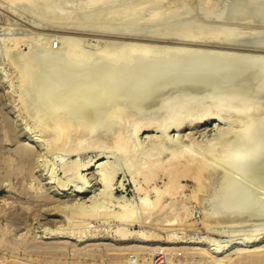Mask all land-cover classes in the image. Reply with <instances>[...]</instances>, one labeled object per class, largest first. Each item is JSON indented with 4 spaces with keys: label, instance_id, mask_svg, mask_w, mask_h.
Wrapping results in <instances>:
<instances>
[{
    "label": "rangeland",
    "instance_id": "rangeland-1",
    "mask_svg": "<svg viewBox=\"0 0 264 264\" xmlns=\"http://www.w3.org/2000/svg\"><path fill=\"white\" fill-rule=\"evenodd\" d=\"M12 1H13V3H12ZM21 1H24V2H21ZM39 1H40V3H39ZM125 1H126V4L124 3ZM125 1H118V2L114 3L113 6H115V10H116V8L122 10V8L123 9H127V8L133 9V8L137 7L138 9L143 8L147 11V9L150 10L153 7L155 8L156 5L158 4V3H156L157 1H155V0L154 1L149 0L150 3H148V0H129V2H131V3H129L127 0H125ZM173 1L176 2V4ZM173 1H171V0L161 1L162 3H164L163 4L164 6L162 9L165 10V15H164V11L162 9L161 10L158 9L157 12H156V8H155V10L151 9L150 11H147L149 13L148 17H150V15L151 16L154 15L153 17H155V18L157 17V19H158V17H159V19H161V18L163 19V24L161 23L162 21H160L161 25L160 24H158L157 26L155 25L156 27L153 25H149L150 27L152 26L151 30L156 28L154 30H157L158 32H161V33L164 32V30L169 31V29H170V31H171V29L173 30V29L177 28L180 25V22L183 21L184 18H185L184 20L192 18V19H197V20H201L204 22L206 21L207 23L206 22L205 23L207 26L204 29H206L207 32L208 31L209 32H211V31L212 32H220L222 30V27L226 26L224 24L228 25V21H236V22L239 21L240 23H243V24L250 22L249 23L250 25L248 24L247 26H251V24H252V26L254 28L252 26L249 27V29L247 26H245V27L243 26V28L240 27L242 29L241 31L243 33L240 32L241 34H240L239 38L243 41L245 38V40L248 41L247 38H249V36H250V37H252V38H249L250 42L256 43V40L258 39L257 43H260V42L263 43L262 41L264 40V25H261L260 22H258L257 20H252L254 18L253 17L254 15H252V13H248L251 15L250 16L247 14V11H246V9L248 10V8L251 6L250 3H252L254 0H208V1L206 0L207 3H205V0H192V1L191 0L190 1L189 0H184V1L183 0H173ZM260 1L264 2V0H260ZM35 2H37L38 4L36 5ZM43 2H45V4H42ZM51 2H53V1L52 0H45V1L44 0H38V1L34 0V3H33V0H19V2L17 3V0H11V1L10 0H0V247H1L0 248V258L2 256L8 257L10 254V251H13V249H15L20 254V256L22 258L21 260H24V258L26 257L27 260L32 259V258H38V259L42 258V260H44V261L45 260H48L50 262L51 261H58L59 263L62 262V264H140L139 262H134L135 257H133L134 256L133 254L135 253V256L140 259V257H142L143 254H146L142 251H145L149 254L150 258H152L151 263H150V264H152L153 261L160 260L161 258H159V257H162L163 260L167 261V258L165 257L164 254H159V252L161 251V250H158L159 248H171L172 246L178 247V246H185V245L188 246L189 245V244H173V243L171 244L170 242H168V240L171 239L170 234H172V233L175 234V236L178 233L177 237L179 239H182L183 237H184L183 239H185V238L187 239V235H188V237L194 236L193 237L194 240L195 239L196 240H206V237L209 236V238L211 240L209 242V246H210V244L212 245L214 243L215 244L218 243L220 245L223 243L225 244V242H226V244H227V241L229 240L228 237L230 236L231 243H229V244L231 245V244L235 243V241H236L237 243L234 244V246H236V247L230 248L226 253H224V255H227V254L233 255L234 254V256H235L236 254H238L241 256H244V255L246 256V255H248V253H251V252H253V253H260L261 252L262 254H264V205H260V204L257 205L256 200L253 198L252 200L248 201L245 204L247 206V209L241 212L242 215L235 217L233 222H230L231 223L230 225H232V226H230L229 223H226V222L223 223V221L221 222L222 223L221 224V223H219L220 220L218 222V220H216V218H215V220H216V221L214 220L215 224H217L218 226L214 225V223H213L214 227L212 226V228H211L210 225H212V222H214V221H212L211 223L208 222V220L210 218L208 219L205 216V214L207 212L206 213H203V212H205L206 209L209 210L208 212H211V213L215 212L214 208L212 207L211 204H212V201H214V199L216 198V195H214L213 193H210V192L209 193L206 192L205 195H207V197L208 196L210 197V199L207 198V201H205V205L207 202L208 208L206 207L207 205L204 206V202H202V201L200 204H199L198 200L193 201L194 199H190V195L194 189V181H191V180H184L182 182V184H184L183 187L180 189V192L175 196L176 206H180V207L185 206V207H188L191 211L189 213H185V214L181 215L180 218H181V220H183L184 225L178 226V228H179L178 230H175L172 228L174 232L171 229H168V228L162 226V224L164 222H166L167 219L170 220V219H174L177 217L173 213H167V214H158L157 213V214H154L150 218V220L152 221L151 223H144L143 214L141 212L142 209L140 206L141 197L139 195L135 194L134 189H135L136 183H138L140 186L144 187V184L142 182L143 180H142L141 174H140V169L142 167L147 168V163L146 164L140 163L139 166H136V165L132 164V158L124 157V155L121 156L118 152L112 153V151H113L112 143H113V139H114L113 137H115V136H113V134L116 135V132L118 133V131L116 129L117 128L119 129V126L122 127L121 125L123 124V126H124L126 123L127 125H125V126H126L127 130H129V132H133L134 131V127H133L134 125L131 124L132 122L128 123L125 121V123H123V121H120L117 124L115 122V125L117 127H116V129H114V133H113L112 129H110V130L105 129V125H104L102 127V130L105 129V131L101 130V132L96 136H95V134H97V130L99 132L101 129L100 126L102 125L101 124L102 120L105 119V121L106 120L110 121L112 119H106V118L103 119L102 118V120H99L98 124H97L98 121L96 123L92 122V124H91L92 126L90 125L91 128H88V127H90L88 125L91 122L87 123V128H88V131L90 130V133H92L94 131L93 129H95V128H97V129H95V133L93 132L94 134L93 133H92V135L90 134L91 137L89 135V132H87L88 133L87 135L89 136V138L87 136L88 140L85 138L86 134L83 135L84 137L80 138V141H83V142H81L82 143L81 149H83L82 151L79 149L80 148L79 147L80 146L79 138L75 137L76 138L75 139L73 137L72 141H73V143L75 141V145H74L75 149L77 148V146L79 148H77L74 153H71V155L66 153V152L63 153V151H60V150L58 151V149H53L48 145L46 137L44 136L45 134L42 131L43 130V126H42L43 120H41V118L38 117V115L36 113H34L33 106L31 107V105H30L31 103H29V101H27L29 98H31L30 100H32V98H33L32 101H35L34 100L36 98L35 96H38V95L35 92V88L33 89V93H31L32 91H31V89H29V91H30L29 93H31L30 95L33 94L32 97L31 96L29 97L28 96L29 94L27 95L28 89L25 90V87H24V89L22 87V86H24L23 85L24 82L19 77L20 74H19V71H17L18 70L17 66L19 64H21V62H23V65H22L23 67L20 66V68L21 67L24 68V63L28 62V65L27 64L26 65L28 66V70L30 72V69H29V65H30L29 63H31L30 60H32V63L34 61V63L35 64L37 63V65H35V68L34 67L31 68V72H32V70L37 69V73L35 75H37V77H38V73H39L38 70H40L39 65L40 66L42 65V63L41 64L39 63L40 61L41 62L43 61V64H44V62L46 64V63H48L49 58L52 59L53 57H55L56 53H59V55H60L61 51H62L63 52L62 54H65V52L69 51L66 48V41L69 40V39H67V37L68 36H77V35L80 36V35H82V34H79L77 30H76L77 33H75L74 30H71V28L73 29L76 26V24L78 26V22L76 20H78L77 18L82 19V14L80 13V15L78 17L79 13H75L76 15L74 14V16H72L73 18L71 20V17L70 18L65 17V16H62L61 14H58V12L52 11L49 8V5H47L48 7L46 6V8H45V6H43L46 4H51ZM119 2L120 3L122 2L121 5L119 4ZM136 2H138V3H136ZM145 2H147V3L145 4ZM171 2H173L175 5H177V2L178 3L181 2L180 4H182V2H184V4L186 3V6L190 7V9L188 10V8H185L188 10L187 13L179 15V17H178V15H175L176 10H174V9H178V8ZM212 2H214V3H212ZM55 3L57 4V0H54V3H52V4L55 5ZM139 3H141V4H139ZM143 4H145V5H143ZM205 4L206 5L208 4V6H206ZM41 5L43 6V9H45L44 11H43V9H41L42 7L41 8L39 7ZM132 5H133V7H132ZM118 6H119V8H118ZM236 6H239V7H241L242 10H244L243 15H241L244 17L237 18L235 20H230L228 13L231 10H233V8ZM168 7H170V8H168ZM171 7H173V8H171ZM48 8L50 9V12H48L49 10L47 11ZM113 9L114 8H111V11H112L111 13L109 12L110 10H107V12L106 11L102 12L103 18H98L99 14H101V12H100L101 10L100 11L97 9L92 10L91 13L90 12L88 13L87 19H85L83 21L81 20V22H84L81 24H84V26H86L88 29H90L92 31L94 30L92 33L95 32L94 33L95 36L93 37L94 41L87 43V46L89 45V48L92 46L100 45L101 42H102L101 46H107V42L108 43L114 42V41L115 42H117V41L123 42L126 39H128L127 37L124 36V34L122 36V33L119 32V31H121L120 29H122L119 27L120 26L124 27L125 25L123 26V25L118 24V21L116 20L117 15L115 13V10H114L115 14H113ZM168 9H169V11H168ZM172 9L175 11L174 17L172 16V14L174 13ZM191 9H192V12H191ZM210 9H213V10L210 11ZM160 12L162 13V15ZM169 12L171 13L170 16H168ZM193 12H195L196 14L195 13L193 14ZM198 14L200 17L198 16ZM89 15H92L93 17L92 16L89 17ZM183 15H184V17H183ZM59 16H60V18H59ZM95 16H97L96 17V23H95ZM112 16L115 18H113ZM166 16H167V18H166ZM187 16H188V18H186ZM189 16H190V18H189ZM74 17L76 19H74ZM109 17L111 19L113 18L112 21H111V19H109ZM168 17H170L171 21L167 20ZM176 17H177V19H176ZM65 18H66V20H68V18L71 20L72 26H70L69 24H68L69 25L68 27L64 26L63 24L61 25V23H62L61 20H64V22H65ZM88 18H89V22L91 20L90 23L88 22ZM58 19H59V21H61V22H59L60 25L57 24ZM98 19H100V21L101 20L102 21L100 22ZM214 19H216V21ZM53 20H55V23L53 22ZM72 21H75L76 23L73 24L74 22H72ZM106 21L108 22V24ZM114 21H116V23ZM220 21H221L222 25H221V23H219ZM113 22H114V24L112 25ZM169 22L170 23L174 22L173 24H175V25L171 24L172 27H170L171 25H169L170 24ZM210 22H211V25H210ZM254 22H256V23H254ZM257 22H258V24H257ZM86 24L90 25V26H87ZM92 24H93V26L95 25L94 29H91V28H93V27H91ZM115 24H116V26H115ZM208 25H209V27H208ZM77 26H76V28H77ZM132 26L128 25V26H125L124 28L131 27V28H129L131 30V29H133ZM141 26H143V27H141ZM141 26H140L141 28H138V30H144V29L147 30L148 29L145 27L146 26L145 24H142ZM149 26H147V27H149ZM256 26L258 27V29L256 28ZM259 26H260V28H259ZM62 27H63V30H62ZM69 27H70V31L65 29V28L69 29ZM107 27L108 28L111 27V28L108 29ZM59 28L61 29V31ZM87 28L84 29V31L85 30L90 31ZM95 28H97V29H95ZM99 28H101V30ZM106 28L108 30H110V32H111V30L115 31L114 34L112 31V35H111L109 31L107 32ZM246 29H248L250 31H248ZM197 30L200 31L202 29H200V30L197 29ZM246 31H247L248 36L246 35V33H244ZM99 32H100V36H99ZM118 32H119V34H117ZM249 32L251 33V35L249 34ZM97 33H98V35H97ZM106 33L109 35H107ZM63 34L66 37H63ZM51 35H52V37H51ZM246 36H247V38H246ZM101 37L104 38V40L99 39ZM105 38L107 40L110 39V41H106ZM162 39H165V38H162ZM19 40H20V42L18 43ZM63 40H64L65 44L62 42ZM14 41H15V44H14ZM21 41H23L22 44H21ZM104 41H106V42L104 43ZM166 43H168V42H166ZM46 44L48 45V47H45V46H47ZM58 44H59V47L60 46L62 47V45L64 44L63 48L65 47L64 50L65 49L66 50L65 51L61 50L59 52L58 50L61 47L59 48ZM168 44H172V42H169ZM51 46H53L52 50H50L51 48L48 50H45L46 52H45V54H43V56L49 55L47 57L48 59L46 58L47 60H45L44 58H42L44 60H40V58H39V61H38V58H37L38 62H36V60L32 59L35 56L38 57V55H40V54L42 55V53H44L43 49L49 48ZM57 47H58V50H56ZM41 49H42V53H41ZM37 50H40L39 51L40 54ZM49 50L52 54L53 53L54 54L53 55H51V53L49 54ZM53 50L54 51L56 50V52H52ZM34 52L35 53L37 52L36 53L37 55L34 54ZM253 53L261 54L263 52L262 51L261 52L255 51ZM32 54H34V55H32ZM30 55H32L33 57L31 58ZM41 55H40V57H41ZM17 57L19 58V60L21 62L18 61ZM59 57H61V56H57V58H59ZM26 58H28V59H26ZM16 59H17V61H16ZM262 62L263 61H260V65ZM32 63H31V66H32ZM139 63L141 64L140 61H139ZM139 63H138V65H139ZM262 65H264V63H262ZM27 66H25V68ZM35 71H33V73H35ZM263 71L260 72L262 77L260 76L259 73H257L258 76L255 74V76L257 78L253 74H251V76L247 80L249 82V85H250V83H252V81L254 82L253 86L254 87L256 86L255 90H256V93L258 94V96L256 93L254 94L252 92V89H253L252 87H251V91L249 90L250 88L247 89L245 87V89H246L245 90L243 87V89H244L243 92H245L247 90L250 91L246 94H244V93L241 94V92L235 93V91L233 92V90H234V88L232 89L233 85L228 87L229 82H227V83H225V82L230 81L231 84H236V83H238V81L232 82L235 78L230 77L229 78L230 80H229L228 79L229 76L225 77L228 80L227 79L225 80L224 77L219 76V77H221V79L223 78L222 79L223 81L225 80V82H222V83L228 84L227 86L221 87L224 84L220 83V88H219L218 87L219 84H214V85L216 86V88L218 87V89H220V90H222V88H223V90H224V88H226V89H228V91L230 93L232 92V94H230L228 92L230 94V96H229V98H226V101H227V99H230V97H232V95L236 94L235 96L239 95L238 97H240V94L242 96H244V95H248L249 93L251 96H253L252 97L253 99L255 98V99L259 100L258 98L261 95L259 93H261V91H262L263 93H262L261 98L264 97L263 96L264 90H260V89L257 90V88L259 87V82L257 83L258 86L255 82L260 80L258 78L259 76L261 78V81L263 80V77H264ZM33 73H32V75H33ZM35 75H33L32 77L36 78ZM183 75L181 74L180 76H176V77L179 78L180 80H182L183 79L182 77H184V84L185 85L183 84V81L177 80L176 77H173L172 80L175 79L174 80L175 82H172V80L166 81V83L163 82L165 84H163V83L157 84V82L156 83L153 82L154 87L153 86L152 87L155 89L156 92L154 91L153 88H151V86H150L151 83H150V85H148L149 83H146V84H142L143 86L140 85L141 86L140 88L143 87V89L145 88V86H147L146 89L140 91L139 90L140 88H137V90H139V91L133 92L134 94L129 93L128 96L131 98L133 96L132 100L140 102V104H142L141 102L145 98L146 99L148 98L147 100L143 101L147 104H143V105L149 106V103L151 104L152 102H155L154 100L157 101L159 97L161 98V96L167 95V98L162 97L166 101L167 99L170 100V98H171V100H172L173 98L180 96L181 93H182L181 96H183V94H184V96L187 95L186 90L190 91L191 89H194V91L196 90L198 92L199 89L196 87H199L201 89V91H202V89H205V90L210 89L211 93H213L215 91L217 92V89L213 90L214 86L212 85L213 84L212 81H216L217 79L220 80V78L218 76L212 77V79H211V76L209 77V80H211L210 86L213 87V88H211L209 85H207L205 83V76L208 77L206 75V73L200 74V73L194 72V73L190 74L189 76H188V74H185L184 76ZM192 75L194 77H191ZM195 75H197L199 77V79ZM32 77L30 74L31 79H32ZM253 77H255L256 79ZM64 78H68V77L64 75ZM199 80H201L203 82L200 83ZM206 80L208 81V78ZM31 81H33V79ZM31 81H30V83L32 84ZM36 81L38 82V78ZM179 81L182 83H177ZM192 81L196 82V84H193L194 82L192 83ZM247 81L245 82V85L248 83ZM186 82H187V85H188V83L189 84L192 83L193 86H196V87H193V86L191 87L190 85L186 86ZM262 82L264 83V81H262ZM79 83L76 82L75 84H79ZM88 83L89 82H87L86 84H88ZM99 83H100V80L97 79L92 84H95V85L100 87ZM175 83H177V84H175ZM203 83H205L204 86H206L207 88L203 87V85L202 86L200 85L201 87L197 86L198 84H203ZM242 83L243 82H239V85L244 84V83L243 84ZM263 83H260L262 87H263ZM34 84H35V81L31 86H34ZM70 84L71 83H69V85L67 84L68 88H67V85L65 87L64 86H62V87L64 88V90H68L69 88L72 90V88H74L75 84L74 83H73V85L72 84L70 85ZM155 85H156V87H157V85H159L160 88L162 87L161 92H159L160 88H158L159 90L156 89ZM31 86L29 88H31ZM97 86H95V87L93 86L98 91V92H96V93H98L96 95H102V93H104L103 96H101L102 99L100 96H96V99H98V97H99V99L97 100V103H98V105H99V102L101 103L100 108H103V107L105 108L104 104L106 105V101H108V97L109 98L111 97V98L109 99L110 102L109 101L107 102V105H108V103L109 104L110 103H113V104L117 103L116 101L119 100L118 90L117 91L115 89L113 90V89H111L110 86L107 87V85L101 84L102 89L105 86L106 88L104 87V89L108 91L109 96H106V94H107L106 91L104 89L102 91L101 87H100V89L96 88ZM183 86H184V88H183ZM236 86H237V84L235 85V87ZM180 87H182L183 89ZM187 87L189 90L187 89ZM247 87H249V86H247ZM26 88H28V87L26 86ZM148 88L152 91H150ZM163 88H164V90H163ZM171 88L174 90H171ZM176 88H177V90H176ZM185 88H186V90H185ZM95 89H92V93L90 92L88 94V92H87L86 103H84L85 98H86L85 94H84V95H82L83 99H81L82 97H80V98L77 97L75 102L77 100L79 102L78 103L76 102V105H72V106H68V107L69 108L73 107V109L76 108V110H77V109H80V107L83 108L87 104L92 105L91 100H93V97L95 96V94H94V92L96 91ZM229 89H232V90H229ZM263 89H264V87H263ZM109 90H110V92H109ZM146 90H148L149 92L147 91L146 95H145ZM169 90L171 92H168ZM184 90H185V93H183ZM205 90H203L204 93L206 92ZM238 90H240V89L237 88V91ZM89 91H91V89ZM100 91H102V93ZM114 91H116L118 93H116ZM177 91L179 92L178 93L179 95H177L175 93ZM111 92H112V94H111ZM167 92L169 93V96H168ZM216 92L214 94H216ZM142 93H144V94H142ZM148 93H149V95H148ZM170 93H172V94L170 95ZM204 93H203V95H204ZM211 93L209 94L210 95L209 97L212 99L211 101L214 102L215 100H217V98L219 99V101L217 100V103H215L216 101L214 103L212 102L214 105L217 104V108H220V106H223L225 103L228 104V102L224 103L225 100L223 99L228 93H226V95L223 94V98H222L223 103L220 100L221 97H218V96L216 97V95H219L220 93L218 94V92H217L214 99L212 98L213 96L211 95ZM131 94H132V96H131ZM135 94L136 95L138 94V96L141 95L142 97H144V96L145 97L142 100L141 96L136 97ZM160 94H161V96H160ZM173 94H174V97H173ZM221 94H220V96H221ZM88 95H91V96H88ZM115 95H117L118 99L116 98ZM205 95H207V93ZM255 95L258 98H256ZM105 96H106L107 100H106V98H104ZM119 96H121V95L119 94ZM235 96H233V97H235ZM58 97H60V96L58 95L57 98ZM149 97H151L152 99ZM89 98H90V101L88 100ZM134 98L135 99L137 98V99L134 100ZM162 98L158 101H162ZM203 98H205V97L203 96ZM235 98H237V97H235ZM241 98L243 100H245L244 98L247 99L246 96L241 97ZM80 99H81V101H80ZM94 99H95V97H94ZM103 99L105 102L103 101ZM205 99H208V98H205ZM148 100H150L151 102L150 101L148 102ZM164 100L161 102L162 104L165 103ZM174 100H176V99H173L172 101H174ZM248 100H250V98L247 99V102H248ZM38 101L39 100L37 99L36 102L40 104L41 100L39 102ZM87 101H89V102H87ZM172 101H171V103H172ZM71 102H72V104H74V101H71ZM90 102H91V104H90ZM218 102H220V103H218ZM263 102H264V100H263ZM82 103H84V104H82ZM94 103H95V105L97 104L96 100ZM158 103L156 102V103L151 104L152 109L154 106L158 105L157 107H159L162 105L161 103L160 104H158ZM244 103H246V102H244ZM77 104H79L80 107H77ZM259 104H261V102ZM263 104L264 103H262L260 105V107L263 106ZM143 105H141L142 109H141L140 116L145 115V111H148L147 107H146V109L144 108L145 109V111H144ZM230 105L231 104L229 103V106ZM101 106H103V107H101ZM229 106H227V107H229ZM212 107H214V106H212ZM150 108L151 107H149V111L152 110ZM223 108H225V106H223ZM231 108H234V107L232 106ZM241 108H245V106H242ZM155 109H157V108H155ZM70 110H72V109H70ZM154 111L156 112V110L153 109V111L149 112V114L152 115V113ZM155 112H154L152 117L157 119L156 117H158L160 115L159 114L160 112L159 111H158L159 113L158 112L155 113ZM146 114H148V113L146 112ZM148 115H146V117ZM151 115H149V117L147 119H149ZM154 115H156V116H154ZM221 115H224V114H221ZM221 115H219L218 117H216L217 115L216 116L213 115V117L215 119L213 117H211L207 121H204V123H201L202 126H200V127H195V128L192 127V128H188L184 131L174 130V131H171L167 134H169L170 138H173L177 142L181 141L184 143V145L186 144L185 147L192 150L193 152H195V153L198 152L201 154L203 153V155L205 154L204 156L208 155L207 157H210V159L211 160L213 159V161L215 160L214 161L215 163H217L216 162V160H217L220 163V164L219 163L218 164L221 168L222 167L225 168L224 170L227 171L228 173L233 172L231 174H234L236 176V178L239 177V180L248 184V186H250V188L253 190L254 193H256L254 190L257 189V190L262 192L261 194H263L264 187L261 184H259V182L264 180V165L263 166L261 165L262 163H264V150L262 152H260L259 154H257L258 155L256 157L257 163L249 162L247 160V161H241L240 163L239 162L234 163V165H233V162H231V159H229V157L227 156L226 151L234 153L235 150H237L238 148L240 149L242 147V145H239V143H241V141H239V140L235 139V137H233V135H237L236 133H238V130H240L242 127H240L239 125L237 126V124H240L239 123L240 121H239V118H237L236 116H234V117L228 116V117L232 118V120L230 118H229L230 120H227L228 117L226 118L225 117L226 115H224V117L226 119V120H224L223 119L224 117ZM143 117H145V116H143ZM160 117L161 116H159V118ZM203 117H204V115H203ZM153 118H150V119H153ZM161 119H162V117H161ZM224 121H226V122H224ZM121 122H122V124H119ZM232 125L235 127H233ZM256 125H257V123L255 124V126ZM114 126H111V127L113 128ZM129 127H130V129H128ZM109 128H110V126H109ZM150 128H149L150 130L143 129L142 131H140L138 133L139 136L138 135L136 136L137 144H139V146L137 147L139 149V153L143 152L144 149L149 148L151 146V144H153L155 142V140L157 139V137H156V139L154 138L155 136H162L163 135V134L161 135L162 132L160 130H158L156 128L153 130L154 126H150ZM222 129H224V130L227 129V130L231 131L230 132L231 134L229 133L230 134L229 137L220 138V131H222ZM106 131H109L107 134L108 136L106 135V133H104ZM232 131L234 132V134L232 133ZM254 134L258 136V134H256V133H254ZM254 134L252 135V141H253V138L256 137V136L253 137ZM104 135L106 136V138ZM103 136H104V138H103ZM149 136H150V139H149ZM152 136H153V139L151 138ZM193 137H194V139H193ZM137 138H138V140H137ZM258 138H257V142H256V140H254V144L256 146H262L263 143H262L261 137L259 136ZM262 139L264 142V137ZM45 140H46V142H45ZM77 140H78V144H77ZM109 140H111V141H109ZM103 141H104V143H103ZM109 142L111 145H108ZM93 143H95V144L93 145ZM101 143H102V145H101ZM99 144H100V146H99ZM105 144L107 145V147ZM21 146L22 147H28V148L32 149V158H31L30 162L29 161H22V159L20 158V154H19L18 150ZM101 146L103 147L102 150H103L104 154L101 153V150H99V147L101 149ZM211 146H215V148L218 150H216V149L210 150L209 147H211ZM84 147L86 150L84 149ZM95 147L98 148V149L96 148L97 151L94 150ZM108 147L110 150L108 149ZM235 147L237 149H235L233 151V148H235ZM105 149L106 150L108 149V150L105 151ZM17 151H18V153H16ZM169 151H170L169 149L164 150V152L165 153L168 152V154L165 156V153L163 152V154H161L162 160L167 159V157L170 155ZM245 151L248 152V150H246V149H245ZM77 152H78V154H77ZM132 152H133V150H132ZM100 153H101V155H100ZM127 154H130V153H127ZM98 155H99V157H98ZM163 157H165V158H163ZM140 158H142V160H143L144 156H141ZM77 159H79L78 162H80L81 164H85V163L87 164L86 169L79 170V171L74 170V172L73 171L72 172H66V174H65L63 166H65V164L66 165L71 164L74 161H77ZM223 160H226V161H223ZM110 166H111V168H113V170H111ZM103 170H104V172L107 170L106 173L109 172L108 170H111L117 174V177L113 183H109V182L107 183L106 181L105 182L103 181V175L101 176V174H99ZM252 173H256V175L258 176L257 181H254L251 177H250V179H248V177ZM78 177H79L80 181H78ZM134 177H136L135 178L136 183H134ZM52 178H54V179H52ZM100 178H102V179H100ZM83 180H84V183H82V184H84V185L81 184V182H83ZM101 180H102V182H100ZM50 182H53V184ZM166 182H167L166 178L163 177V179L160 178L157 181V183L154 185L155 186L157 185V187L159 186V188L164 189ZM122 183L126 184V187H127L126 190L122 189L123 188L121 186ZM231 183H232V187H233L234 183L231 182L230 180L227 181V184H226L227 186H226V190H225L224 194L231 193V191H228V188L230 187ZM61 184L64 186H62ZM110 184H111L113 189H110ZM79 186L80 187L85 186L87 188V191L83 194H80V196L78 197V196H76V193H74L75 192L74 189L78 188ZM235 187H236V185H235ZM229 189H232V188L230 187ZM233 189L236 190V188H234V187H233ZM237 189H239V188H237ZM110 190H113V191L115 190L112 194L111 199H106V200L101 199L100 195L103 196L104 193L110 194L111 193ZM44 195H46L47 197ZM123 195L125 196V198L128 202L127 206H125V207L126 208L135 207V209L138 210V219L141 223L138 221H136V223L138 222L137 224L132 223V222L130 223V221H124V222H126L124 224L123 220H120L119 217L113 218V217L108 216V215H111L113 212H120L122 210L124 205L121 201H119V199ZM151 196H152L151 198L154 199L155 193H152ZM49 197H50V199H48ZM212 198H213V200L211 201ZM40 199H42V200H40ZM37 200L38 201L40 200L41 202L38 203ZM96 201H97V203H96ZM170 201L171 200H168L167 202H165V204H169ZM76 204H78L80 207H82L83 209H86V210H87V208L89 210L91 207H92L90 209L91 211H93V209L94 210L98 209L100 212H102L104 214L98 215L96 217L93 216L90 218L88 216L74 215L72 213L71 208L73 207V209H74L76 207ZM198 204H199V206H198ZM57 207H59V208H57ZM66 208H67V210H69V208H70L71 213H70V210L68 212L66 210ZM61 210H63V211H61ZM57 211H59V212H57ZM213 215H215V213ZM136 218H137V216H136ZM68 219H69V221H68ZM203 220H204V222H203ZM216 222H218V223H216ZM207 223L209 224L208 228H206L204 226ZM147 224H148V226H145ZM226 224H227V227L229 225L232 229L230 227L226 228ZM61 228H63V229H61ZM124 228H126L125 229L126 231L135 232V233H138L140 231L143 232V230L149 231L150 233L154 232V234H156V236L153 237L154 240L150 241V242H143V241H141L140 237L135 236V235H133L134 238L130 239V240H119L120 236H119L118 232L120 229H124ZM211 229H213V230L211 231ZM227 230H229V232ZM232 230H234L233 232H235V233H233ZM47 231L52 232V233L54 232V233H56V235H54L52 238L42 237L46 234L45 232H47ZM223 232H226V234L225 233L223 234ZM190 238H188V240L193 239V238H191V239ZM249 239H251V240H249ZM239 241L241 243L243 242V245H241L240 243L238 244ZM39 244L40 245L45 244L46 246H60L61 245V247H63V248H61L60 251H58L59 249H53V250H44V251H40V252H39V250H37L38 251L37 252L35 250V247L39 246ZM195 245L197 246L198 244H195ZM198 246H200V245H198ZM214 246L215 245H212L211 248ZM14 247H16V248H14ZM207 247H208V245H207ZM11 248H13V249H11ZM184 248H186V247H183L180 250V252H183V254L180 256V258L182 260H180L178 262L173 261L174 263L169 262V261L168 262L170 264H176V263L213 264L214 263V259H212V260L210 259L209 261H207V260L205 261L202 259L203 254H201V253L199 254L196 252L193 256V259L190 262H185V259H186L185 256L187 257V252L191 251L192 249H189V248L184 249ZM32 250H33V252H32ZM192 251H194V250H192ZM137 252H141V253L138 254ZM137 254H138V256H137ZM152 254H153V256H152ZM132 259H133V261H132ZM125 261H127V262H125ZM12 262H13V260L11 258H9L4 263L0 262V264H12ZM236 264H251V263L245 261L243 263L239 262Z\"/></svg>",
    "mask_w": 264,
    "mask_h": 264
},
{
    "label": "bare ground",
    "instance_id": "bare-ground-1",
    "mask_svg": "<svg viewBox=\"0 0 264 264\" xmlns=\"http://www.w3.org/2000/svg\"><path fill=\"white\" fill-rule=\"evenodd\" d=\"M52 1L53 2H51V4H46L43 6H45V8H46V6L49 5V8L52 11L58 12V14H61L62 16H65V17H69V18L71 17V20L73 18L72 16H74L75 13H79L78 17L80 15V13L82 14V19L77 18L75 16L78 19V20H76L78 22V26L76 24L77 28H76V26L73 29L71 28V30H74L75 33H77L76 32V30H77L78 33L82 34V35H80V36L79 35L68 36L67 37V39H69V40L66 41V48L69 51L65 52V54H62L63 52L61 51V50H63V51L66 50V49L64 50L65 47L63 48V46L65 44L64 40H63L62 42L64 44L62 45V47L60 46L61 47L60 48L59 44H58V47L60 49L58 50V47L56 49L59 52L61 51L60 55H59V53H56L55 57H53L52 59L49 58L48 63H46V64H45V62L43 64V61L42 62L40 61L39 63L40 64L42 63V65L41 66L39 65L40 68L38 67L40 69V70H38L39 71L38 77H37V75H35L37 73V69H34L31 72V68L32 67L35 68V65H37V63L35 64L34 61L32 63V60H30L32 63V66H31V63H29L30 64L29 65L30 72H29L28 66H27L28 62L27 63L25 62L24 68H22L23 62H21L19 60V58H18L19 56L17 58H18V61L21 62V64H19L18 66L16 65L18 68L17 71H19V74H20L19 77L24 82L23 83L24 86H22V87H23V89L25 87V90L28 89L27 95L29 94L28 96L32 97L33 94L32 95H30V94L33 93L34 88H35V92L38 95V96L34 95L36 97L34 99L35 101H32L33 98H32V100H30L31 98H29L28 100L26 99V100L29 101V103H31L30 104L31 107L33 106L34 113H36L38 115V117H40L41 120H43L42 121L43 122L42 123V126H43L42 131L45 134V135L44 134L43 135L46 137L47 143L51 148L58 149V151L60 150V151H63V153L66 152L70 155H71V153H74L76 151V149L79 147H80L79 149L82 151L83 149H81V146H82L81 142H83V141H80V138L84 137L83 135L86 134L85 138L88 140L89 136L87 135L88 134L87 132H89V135L90 134L92 135L93 132L95 133V129H97V128L93 129L94 131L92 133H90V130L88 131V128H91L92 122L96 123L98 121L97 122V124H98L99 120H102V118L103 119L104 118L112 119V120H110V121L109 120L105 121V119L102 120V123L100 122L102 124L100 126L101 129L99 132L97 130V134H95V136L101 132L102 127L104 125H105V129H107V130L112 129L113 133H114V129H116V127H117L115 125V122H116V124L120 121H123V123H125V121L128 123L132 122L131 124L134 125V126L132 125L134 127V131L132 130L133 132H129V130H127V128L125 126L127 124L125 123V125L123 126L122 122L119 123V124H122L121 125L122 127L119 126V129L118 128L116 129L118 131V133L116 132V135H114L111 132L113 134V136H115V137H113L114 139H113V143H112L113 151L112 150L111 151H112V153L118 152L121 156L124 155V157L132 158V164H134L136 166H139L140 163L141 164L147 163V168L142 167L140 169V174H141V178L143 180L142 182L144 184V187H142L138 183H136V179H135L136 177H134V183H136L134 191H135V194H137L141 197L140 206L142 209L141 212L143 214L144 223H151L152 221L150 220V218L154 214H157V213L158 214L173 213L177 217L174 219H170V220L167 219L166 222H164L162 224L163 227L171 229L172 231H173V229L178 230L179 229L178 226L184 225L183 220H181V218H180L181 215L191 212L188 207H185V206L180 207V206H176V204H175V202H176L175 196L180 192V189L183 187L184 184H182V182L184 180L194 181V189L190 195V199H194L193 201L198 200L199 204L202 201V202H204V206L207 205V202L205 205V201H207V198L210 199V197L209 196L207 197V195H205L206 192H208V193L210 192V193H213L214 195H216V198L214 199V201H212L214 197L211 199V201H212L211 205L214 208L215 212H213V211H212L213 213L208 212L209 211L208 209H206V211L203 212V213L207 212L205 214V216L208 219L210 218L209 220L207 219L208 222H210V223L212 221H214L216 218V220H218V222L220 220L219 223H221L223 221V223L226 222V223H229V225H230L231 224L230 222H233L235 217L242 215L241 212L247 209V206L245 204L248 201L252 200L253 198L256 200L257 205H259V204L264 205V192H263V194H261L262 192L256 189L254 191L257 194L254 193L253 190L250 188V186H248V184L239 180V177L236 178V176L234 174H231L233 172L230 171L231 173H228L227 171L224 170L225 168H223V167L221 168L219 166L220 163L217 160H216L217 163H215L214 162L215 160L213 161V159L211 160L210 157H207L208 155L204 156L205 154L203 155V153L201 154L198 152H196V153L193 152L192 150L185 147L186 144L184 145V143L181 141L177 142L173 138H170L169 134H167V133L174 131V130L184 131L188 128L200 127V126H202L201 123H204V121H207L208 119L213 117V115H215V116L217 115L216 117H218L219 115L224 114V115H226L225 116L226 118L228 116H231V117L236 116L237 118H239V121H240L239 122L240 124H237V123L236 124H237V126L239 125L242 128L240 130L237 129L238 133H236L237 135H233V137H235V139L241 141V143H239V145H242V147L240 149L239 148L237 149L235 147V148H233V151L235 149H237V150H235L234 153L226 151L227 152L226 154L229 157V159H231V162H233V165H234V163H237V162L240 163L241 161H247V160L249 162L257 163L256 162V157L258 156L257 154H259L260 152H262L264 150V142L262 139L264 137V104H263V106L260 107V105L262 103H264L263 102L264 97H262L263 99L261 98L262 93H263L261 91V93H259L261 95L258 98L257 97L258 94L256 93V90H255L256 86L255 87L253 86L254 85L253 84L254 82L252 81L253 79L251 80L252 83H250L251 86L249 85V82L247 80L249 79L251 74H253L254 76L256 74L258 76L257 73L260 74V72H262L264 70V65H262V63H264V54H263L264 53V40L262 41L263 43H261V42L257 43L258 39L256 40V43L250 42L249 38H252V37L249 36V38H247V36H248L247 31L244 33H246V35H247L246 38L248 39V41H246L245 38H244V41L239 38L240 34H241L240 32H242L241 31L242 29L240 27L243 28V26L244 27L247 26L250 23L249 21H248L249 23L244 22L245 24L240 23L239 21L238 22L228 21V25L224 24L226 26L222 27V30L221 31L219 30L220 32H212V31L207 32V30L204 29L207 26L206 21H205L206 22L205 23L204 21L197 20V19L191 18V19L184 20L185 19L184 18L183 21L180 22V25L178 24L179 26L178 27L176 26L177 28L173 29L174 31L172 29L170 31V29L167 27L169 29V31L164 30V32L161 33V32H158L157 30H154L156 28L151 30L152 26L150 27L149 25H153V26H155V25L157 26L158 24L161 25V23L163 24V19L162 18L159 19V17L157 19V17L156 18L153 17L154 15L153 16L150 15V17H148L149 13L147 11H150L151 9L155 10V8H156V12L158 11V9L161 10L164 6L163 5L164 3H162L161 1H164V0H155V1H157L156 3H158L156 5V7L155 8L150 7L151 9L150 10L147 9V11L143 8L138 9L137 7L133 8V9L132 8L131 9H129V8L123 9L121 6L120 7L122 8V10L117 9V8L115 10V6H113V4L118 2V1H125V0H57V4L55 3V5L52 4V3H54V0H52ZM127 1L129 2V0H127ZM171 1H173V0H171ZM18 2H19V0H17V3ZM21 2H24V1H21ZM173 2H171V3H173ZM12 3H13V1H12ZM33 3H34V0H33ZM35 3H36V5L38 4L37 2H35ZM39 3H40V1H39ZM121 3L119 2L120 5H121ZM124 3L126 4V1ZM129 3H131V2H129ZM136 3H138V2H136ZM146 3L147 2H145V4ZM148 3H150L149 0H148ZM174 3L176 4V2H174ZM180 3L181 2H179V3L177 2V5L174 4L178 9H174V10H176V14H175V11L172 9L174 12V13L172 12L173 17H174V14L178 15V17H179V15L187 13V11L190 9V7L186 6V3L185 4H184V2H182V4H180ZM205 3H207L206 0H205ZM212 3H214V2H212ZM42 4H45V2H43ZM139 4H141V3H139ZM145 4H143V5H145ZM208 4L207 5L205 4V5L208 6ZM250 5L251 6L248 8V10L246 9L247 14L252 13V15H254L253 16L254 18L252 20H257L258 22H260L261 25H264V2H262L260 0H254L252 3H250ZM43 6L41 5L39 7L40 8L42 7L41 9H43ZM132 7H133V5H132ZM173 7H171V8H173ZM49 8L47 9V11L49 10L48 12H50ZM111 8H114L113 14L116 13V15H117L116 20L118 21L119 25H123V26L124 25L125 26H128V25L132 26L133 25L132 26L133 29H131V30L129 29L131 27L124 28L125 26L119 27V28H122V29H120L121 31H119L117 29L120 33H122V36L124 34V36L128 38V39H126L127 41L125 40L123 42H121V41L120 42L114 41V42H109V43L107 42V46H101V44H102V42H101L100 45L92 46L89 48V45L87 46V43L94 41L93 37L95 36L94 35L95 32L92 33L94 30L92 31V30L88 29L86 26H84V24H81V23H84V22H81V20L83 21V20L87 19L88 13L89 12L91 13L92 10H96V9L99 11L101 10L100 11L101 14H99L98 18H103L102 12H104V11L107 12V10H110L109 12L111 13L112 12ZM118 8H119V6H118ZM168 8H170V7H168ZM185 8H188V10ZM44 10L45 9H43V11ZM114 10H115V13H114ZM212 10L213 9H210V11H212ZM163 11H164V15H165V10H163ZM168 11H169V9H168ZM191 12H192V9H191ZM243 12H244V10H242L241 7L236 6L233 8V10H231L228 13V15L230 17V20H235L237 18L244 17V16H241V15H243ZM194 13L195 12H193V14ZM170 14L171 13L169 12L168 16H170ZM161 15H162V13H161ZM248 15H250V14H248ZM60 16H59V18H60ZM90 16H92V15H89V17ZM198 16H199V14H198ZM75 17H74V19H76ZM96 17L97 16H95V23H96ZM183 17H184V15H183ZM69 18H68V20H66V18H65V22H64V20H61L62 21L61 25L63 24L66 27H68L69 25L72 26L71 20ZM113 18H115V17H113ZM166 18H167V16H166ZM186 18H188V16ZM189 18H190V16H189ZM109 19H111V18L109 17ZM112 19H111V21H112ZM176 19H177V17H176ZM98 20L100 21V19H98ZM167 20H170V17H168ZM214 20L216 21V19H214ZM61 21H59V19H58L57 24L60 25L59 22H61ZM160 21H162V22L160 23ZM53 22L55 23V20H53ZM72 22H74L73 24L76 23L75 21H72ZM88 22H89V18H88ZM90 22H91V20H90ZM114 22L116 23V21H114ZM114 22L112 23V25L114 24ZM258 22H257V24H258ZM173 23L171 22L169 25H171ZM219 23H221V21ZM254 23H256V22H254ZM107 24H108V22H107ZM142 24H145L146 25L145 27L148 29L147 30H145V29L144 30H138V28L143 27V26H141ZM173 25H175V24H173ZM210 25H211V22H210ZM221 25H222V23H221ZM87 26H90V25H87ZM115 26H116V24H115ZM147 26H149V27H147ZM251 26H252V24H251ZM251 26H247L248 29ZM91 27H93L91 29H94L95 25L93 26V24H92ZM170 27H172V25ZM208 27H209V25H208ZM86 28L88 30H90L91 32L86 31V30L84 31V29H86ZM110 28H108V29H110ZM256 28L258 29L257 26H256ZM259 28H260V26H259ZM65 29L70 31V27H69V29H67V28H65ZM95 29H97V28H95ZM99 29L101 30V28H99ZM108 29H107V32L108 31L110 32V30H108ZM197 29H199V30L202 29V30L198 31ZM248 29H246V30H248ZM62 30H63V27H62ZM60 31H61V29H60ZM112 31L113 30H111V32H110L111 35H112ZM248 31H250V30H248ZM100 32H99V36H100ZM114 32L115 31H113V34H114ZM119 32L117 34H119ZM249 34L251 35L250 32H249ZM97 35H98V33H97ZM107 35H109V34H107ZM51 37H52V35H51ZM63 37H66V36L63 34ZM162 38H165V39H162ZM99 39L104 40V38H102V37ZM20 40L18 41V43L20 42ZM106 41H110V39L109 40L106 39ZM106 41H104V43ZM22 42L23 41H21V44H22ZM166 42H168V43L172 42V44H168ZM14 44H15V41H14ZM53 46L46 48V49H43L44 53H42V49H41L42 55L39 52L40 50H37L39 52V54L41 55V57H40V55H38V57L35 56L34 58H32L33 57L32 55L36 54L37 52L36 53L34 52V54L30 55V57L32 59L36 60V62L39 61V58H40V60H44V59L47 60L48 59L47 57L49 55L43 56V54H45V52H46L45 50H48L50 48H51L50 50H52ZM45 47H48V45ZM50 50H49V54L51 53ZM56 50L55 51L53 50L52 52H56ZM255 51H259V52L262 51L263 53H261V54L253 53ZM53 54L51 53V55H53ZM57 56H61L62 58L61 57L57 58ZM37 58H38V61H37ZM42 58H44V59H42ZM26 59H28V58H26ZM16 61H17V59H16ZM135 61L136 62L138 61V62L136 63ZM139 61L141 62V64L139 63ZM260 61H263L261 63V65H260ZM138 63H139V65H138ZM20 66H22V67L20 68ZM25 66H27V67L25 68ZM33 71H35V73H33ZM194 72H197L200 74L206 73V75L208 77L205 76V83L209 86L211 84L210 83L211 80H209L210 76H211V79H212V77L221 76V77H224L225 80L227 79L225 77L229 76L228 79L230 77L235 78L232 82L238 81V83H236L237 86L235 87L236 84H231L230 81L225 82V80L223 81L222 80L223 78L221 79V77H219L220 80L215 79L216 81H212L213 82L212 85L214 86V88L212 86H210V87L213 88V90L217 89L218 94L222 91L221 92L222 94L220 93L221 94V96H220V94L216 95L217 94L216 91H215L216 94H214L215 92L211 93L210 89L209 90L208 89H206V90L202 89V91H201V89L199 87L193 86V84H196V82H194V81H192V83L194 82L193 84L190 82L191 84L188 83V85L186 82V86L190 85L191 87L192 86L196 87L199 89V91L197 92L196 90L194 91V89L190 88L191 89L190 90L191 92H190V91H187L185 88L187 95L184 96V94H183V96H181V94H182L181 93L180 94L181 97L177 96V95H179L178 94L179 92L177 91V92H175L177 95L175 93L174 94L178 98L177 97L173 98L174 94H173V97L172 96L171 97L173 99H176V100L172 101L173 99L171 100V98H170L172 103L168 99L166 101L163 99L164 97L167 98V95L161 96V94H160L161 98L163 97L162 101L164 100L165 103L162 104L161 103L162 101H158L161 99L159 97L160 99L158 98L157 101L154 100L155 102H152L151 104L156 103V102L157 103L159 102L158 104H160V103L162 104L159 107H157L158 105L153 107V109L156 110V112H158V111L160 112V113L159 112L158 113L160 114L159 116H161L162 119H161V117L159 118V116L156 117L157 119L152 117L155 111L152 113V115L149 114V112L153 111L151 104L149 103V106L143 105V104H147L143 101L147 100L148 98L147 99L145 98L143 100V98L145 96L142 97L140 95L142 100H143L141 102L142 104H140V102L132 100V98H133L132 94H131L132 98L128 96L129 93H133V92L139 91V90L142 91V90L146 89L147 86H145L144 89H143V87L140 88L141 87L140 85H142V84L149 83L148 85H150V83H151L150 86H151V88H153L154 87L153 82H155V83L157 82V84L163 83V82L166 83V81L172 80L173 77L180 76L181 74L182 75L188 74V76H189L190 74H192ZM29 73L31 74V77L33 75L36 76V78L32 77L33 81H31L32 79L30 78ZM32 73H33V75H32ZM263 73H264V71H263ZM64 75L67 76L68 78H64ZM195 76H197V75H195ZM260 76L262 77L261 74H260ZM260 76L258 77L260 80L258 79L259 81H256L255 83L257 84L259 82V87L257 88V90L258 89L264 90L263 89L264 83L262 82V81H264V77H263V80L261 81ZM191 77H194V76L192 75ZM255 77H253V78H255ZM37 78H38V82L36 81ZM182 78L183 79L180 80L179 78L176 77L177 80L183 81V84H184V77H182ZM207 78H208V81L206 80ZM97 79L100 80V83H99L100 87L102 84V85H107V87L110 86L111 89H113V90L114 89L116 91L118 90L119 93L114 91V92L118 93V97H119V100L116 101L117 102L116 104H113V103L109 104L108 103V105H107V102L111 98V97L110 98L108 97V101H106V105L104 104L105 108L103 106H101L103 108H100L101 103L98 101L99 102V105H98L97 100L99 99V97H98V99H96V96H100V97L103 96L104 93H102V91H103L105 86L103 87V89L101 87L102 91H100V92L102 93V95H96V94H98V93H96L98 91L94 87L97 85L92 84V83ZM198 79H199V77H198ZM174 80H172V82H175ZM201 80H199L200 83L203 82ZM30 81L32 82V84L35 81L34 86H31L32 84L30 83ZM180 81L177 83H182ZM246 81L248 82L247 83L248 85L247 84L246 85L249 87H247L245 85ZM76 82L77 83L80 82V83L75 84ZM87 82H89V83L86 84ZM222 82H225V83L229 82L228 83L229 85L222 83ZM239 82H243L244 84L242 83L243 85H239ZM69 83H71L72 85L74 83L75 84L74 88H72V90L70 88H69L70 90L69 89L64 90V88L62 86L65 87L67 84L69 85ZM165 83H163V84H165ZM177 83H175V84H177ZM205 83L198 84L197 86L203 85V87H206V86H204ZM220 83L224 84L221 87L227 86V85L229 87V86L233 85V87H232V89L234 88L233 92L234 91H235V93L241 92V94L242 93L246 94V93L250 92L251 87H252L253 88L252 92L254 94L255 93L257 94V96L256 95L255 96L259 100L255 99V98L253 99L252 98L253 96H251L249 93L248 95L243 94L244 96L247 97V99L250 98V100H248V102H247L246 98H244L245 100H243L241 98V97H244L241 94H240V97H238L239 95L235 96L236 94L232 95V97H230V99H227V101H226V98H229V96H230V94H232V92L230 93L228 91V89H226V88H224V90L226 89L225 90L226 92L223 90V88H222V90L218 89V87L220 88ZM260 83H263V87L261 86ZM214 84H219V86L217 85L218 87L216 88V86ZM29 85L31 86V88H29L30 87ZM68 85H67V88H68ZM26 86L28 88H26ZM257 86H258V84H257ZM100 87L97 86L96 88L100 89ZM155 87H156V85H155ZM243 87H244V89H245V87L247 89L250 88L249 89L250 91L247 90V91L243 92V90H244ZM137 88H140V89L137 90ZM158 88H160L159 85H157L156 89H158ZM180 88H182V87H180ZM183 88H184V86H183ZM237 88H239L240 90L237 91ZM29 89H31V91H32L31 93H29L30 92ZM90 89H91V91H89ZM92 89L96 90L94 92L95 99L93 97V100H91L92 105H88V104L86 105L85 104L86 106L81 108L80 105L77 104V107H80V109H77V110H76V108L73 109V107H71V108L68 107V106L76 105V102L77 103L79 102L78 100L75 102L77 97L80 98L84 94L86 97L84 103H86V100H87L86 94H87V92H88V94L90 92L92 93ZM161 89H162V87L160 88L159 92H161ZM187 89H188V87H187ZM232 89H229V90H232ZM163 90H164V88H163ZM171 90H174V89L171 88ZM176 90H177V88H176ZM185 90H184V92L183 91L182 92L185 93ZM203 90H205L206 92L204 93ZM105 91L107 93V94L105 93L106 96H109L108 91L107 90H105ZM147 91L148 90L145 91V95H146ZM150 91H152V90H150ZM154 91H155V89H154ZM109 92H110V90H109ZM168 92H171V91L169 90ZM209 92L213 96L212 97L213 99H214L215 95H216V97L217 96L221 97L220 100L222 101V103H223V100H222L223 94L226 95V93L229 92L230 94L228 93L227 94L228 96L226 95L223 99L225 100L224 103L228 102V104L225 103L227 106H229V103L231 104L229 106L230 108L227 107L225 104L224 105L222 104L223 106H225V108H223V106H220V108L222 107L221 109L217 108V104L214 105L213 103L215 101H216L215 103H217V100L219 101V99L217 98V100H215L214 102L211 101L212 99L209 97L210 96ZM203 93H204V95H203ZM206 93L208 96L205 95ZM111 94H112V92H111ZM119 94L121 96H119ZM142 94H144V93H142ZM171 94L172 93H170V95ZM58 95L60 97L57 98ZM148 95H149V93H148ZM88 96H91V95H88ZM106 96L104 98H106ZM115 96L117 98V95H115ZM135 96L137 97L138 94L137 95L135 94ZM140 96H138V97H140ZM168 96H169V93H168ZM203 96L205 98H208V99L203 98ZM233 96H235L237 98H235ZM263 96H264V94H263ZM149 98H151V97H149ZM37 99L39 101L41 100L40 104L36 102ZM81 99H83V97ZM81 99H80V101H81ZM101 99H102V97H101ZM136 99L134 98V100H136ZM88 100L90 101V98ZM95 100L97 103L96 105L94 103ZM106 100H107V98H106ZM150 100H148V102ZM71 101H74V104H72ZM89 101H87V102H89ZM103 101H104V99H103ZM243 101L246 103H244ZM91 102H90V104H91ZM220 102H218V103H220ZM260 102H261V104H259ZM84 103H82V104H84ZM141 105L144 106L143 109L144 108L146 109V107H147V109L149 111V107H151L150 109H152V110L148 112V111H145V109H144L145 115L140 116L141 109H142ZM212 106H214V107H212ZM232 106L234 108H231ZM242 106H245V108H241ZM155 108H157V109H155ZM70 109H72V110H70ZM146 112L149 115H151L150 118H153V119H150V118L147 119L149 117V115L146 114ZM146 115H148V116L146 117ZM203 115H204V117H203ZM224 115H221V116L224 117ZM143 116H145L146 118ZM154 116H156V115H154ZM225 117L223 118L224 120H226ZM229 118L230 117H228L227 120H230V119L232 120V118H230V119ZM89 122H91V123L88 126H90V125L91 126L87 128V123H89ZM224 122H226V121H224ZM256 123H257V125L255 126ZM109 126H110V128H109ZM111 126H114V127L112 128ZM150 126H154L153 130L155 128L160 130L162 132L161 135L162 134L163 135L162 136H155L154 137L155 139L157 137L155 142L153 144H151V146L149 148L144 149L143 152L139 153V149L137 148L139 146V144H137L136 136L143 129L150 130L152 128V127L150 128ZM254 126L256 128L257 127L258 128L256 129ZM233 127H235V126H233ZM105 129L102 131H105ZM128 129H130V127ZM224 129H222V131H220V138L229 137V135L231 134L230 133L231 131H229L227 129L224 130ZM108 132L109 131H106L104 133H106V135H107ZM232 133L234 134L233 131H232ZM254 133L258 134V136L255 135ZM253 134H254L253 137L256 136L255 137L256 139L253 138V141H252V135ZM91 135H90V137H91ZM87 136H88V138H87ZM104 136H103V138H104ZM259 136L261 137V140L263 143L262 146H256L254 144V140H256V142H257V138ZM73 137L79 138V141H80V146L79 147L77 146L76 149L74 147L75 141H74V143L72 141ZM105 138H106V136H105ZM151 138L153 139V136ZM149 139H150V136H149ZM193 139H194V137H193ZM46 140H45V142H46ZM137 140H138V138H137ZM109 141H111V140H109ZM103 143H104V141H103ZM77 144H78V140H77ZM94 144L95 143H93V145ZM101 145H102V143H101ZM108 145H111L110 142ZM99 146H100V144H99ZM106 147H107V145H106ZM96 148L97 147H95L94 150H96ZM209 148H210V150L216 149L215 146H211ZM84 149H85V147H84ZM102 149H103L102 146H101V149L99 147V150H101V153H103ZM108 149H109V147H108ZM166 149L170 150L169 151L170 155L167 157V159L162 160L161 154H163L164 150H166ZM245 149L248 150V152L245 151ZM107 150L105 149V151H107ZM132 150H133V152H132ZM216 150H218V149H216ZM18 151H19L20 158L22 159V161H29V162L31 161V158H32V149L31 148L21 146ZM18 151L16 153H18ZM101 153H100V155H101ZM127 153H130V154H127ZM77 154H78V152H77ZM167 154H168V152L165 153V156ZM141 156H144L143 160H142V158H140ZM98 157H99V155H98ZM163 158H165V157H163ZM78 160L79 159H77V161H74L71 164H67V165L65 164V166H63L65 174H66V172H72V171L74 172V170L79 171V170L86 169L87 164L86 163L81 164L80 162H78ZM223 161H226V160H223ZM261 165L263 166L264 163H262ZM110 168H111V166H110ZM111 170H113V168H111ZM111 170H108L109 171L108 173H106L107 170L105 172L103 170L101 173H99V174H101V176L103 175V181L104 182L106 181L107 183L108 182L113 183L114 180L116 179L117 174ZM163 177H165L167 180V182L165 183L164 189L159 188V186L157 187V185L156 186L154 185L157 183V181L160 178L163 179ZM250 177L254 181H257L258 176L256 175V173L250 174L248 179H250ZM52 179H54V178H52ZM100 179H102V178H100ZM229 180L234 183L233 187L236 188V190L233 189L232 183H231L230 187L232 189H229L230 187L228 188V191H231V193H229V194L227 193L228 194L227 195L224 193L226 190L227 181H229ZM78 181H80L79 177H78ZM100 182H102V180ZM50 183L53 184V182H50ZM82 183H84V180H83V182H81V184ZM259 184H261L264 187V180L260 181ZM82 185H84V184H82ZM235 185H236V187H235ZM62 186H64V185H62ZM85 186H82V187L79 186L80 188L78 187V188L74 189V191H75L74 193H76V196L79 197L80 194H83L87 191V188ZM121 186L123 187L122 188L123 190L127 189L125 183H122ZM237 188H239V189H237ZM110 189H113L111 184H110ZM110 191H111L110 194L104 193L103 196L100 195L101 199H103V200L111 199L112 194L115 190L114 191L110 190ZM152 193H155L154 199L151 198ZM44 196H46V195H44ZM123 196H121V198L119 199V201H121L124 205V207L122 206L123 207L122 210L120 209L121 210L120 212H113L111 215H108V216L113 217V218L119 217L120 220H123V222L124 221H130V223L131 222L136 223V221L140 222L138 219V210H136L135 207L126 208L125 206H127L128 202H127L125 196L124 197ZM48 199H50V197ZM40 200H42V199H40ZM40 200L39 201L37 200V202L40 203L41 202ZM168 200H171L170 203L165 204V202H167ZM96 203H97V201H96ZM199 204H198V206H199ZM206 207L208 208V205ZM57 208H59V207H57ZM67 208H66V210H67ZM71 209H72V213L74 215L88 216L89 218L93 217V216L96 217L98 215L104 214V213L100 212L98 209L97 210L93 209V211H91L90 209L88 210V208H87V210L83 209L78 204H76V207L74 209H73V207ZM71 209L69 208L70 213H71ZM69 210H67V211L69 212ZM61 211H63V210H61ZM57 212H59V211H57ZM214 213H215V215H213ZM136 216H137V218H136ZM68 221H69V219H68ZM215 221L212 222V225H210L211 228L213 226V223H214V225H217V224H215ZM203 222H204V220H203ZM218 222H216V223H218ZM125 223L126 222H124V224ZM229 225H228V227L232 226V225H230V226ZM145 226H148V224ZM204 226L206 228H208L209 224L207 223ZM228 227L226 224V228H228ZM61 229H63V228H61ZM125 229L126 228L119 230V232H118V234L120 236L119 240H130V239H133L134 238L133 235H135V236L140 237L141 241H143V242H150V241H153L154 240L153 237L156 236V234H154V232L150 233L149 231L143 230V232L140 231L138 233H135V232L126 231ZM212 230L213 229H211V231ZM227 231L229 232V230H227ZM233 231L234 230H232V232ZM45 233L46 234L44 236H42L44 238H52L54 235H56V233H54V232L52 233V232L47 231ZM224 233L226 234V232H223V234ZM233 233H235V232H233ZM177 235H178V233L176 234V236L173 233L170 234L171 239H169L168 242H170L171 244L173 243V244H189V245L188 246H186V245L185 246H178V247L172 246L171 248H159L158 250H161L159 252V254H164L165 257L167 258V261H169V262H173V261L178 262V261L182 260L180 258V256L183 254V252H180V250L183 247H186L184 249L189 248V249H192L194 251L191 250V251L187 252V257L185 256V258H186L185 262H190L193 259V256L196 252L199 254L200 253L203 254L202 259L205 261L206 260L209 261L210 259L211 260L214 259L215 264H236L239 262L243 263L245 261H247L251 264H263L264 263V254H262L261 252H260L261 254L251 252V253H248V255H246V256L245 255L241 256L238 254H236L235 256H234V254L233 255H231V254L224 255V253H226L230 248L236 247V246H234V244L237 243L236 241H235V243H233L231 245L229 244V243H231L230 236L228 237L229 242L227 241V244H226V242H225V244L222 242L223 244L219 245L218 243L215 244L213 242L214 244H212V245H215V246L211 248L212 245L210 244V246H209V242L211 241L209 236L206 237V240H196L195 239L196 240L195 241L193 238L194 236L192 237L189 235L193 239L188 240V238H190V237H188L187 234H186L187 239L186 238L183 239L184 237L182 239H179L177 237ZM249 240H251V239H249ZM239 243L241 245H243V242L241 243L239 241L238 244ZM195 244H198L200 246H198V245L196 246ZM207 245H208V247H207ZM14 248H16V247H14ZM61 248H63V247H61V245L60 246H46L45 244H43V245L39 244V246L35 247V250L36 251L39 250V252H40V251H44V250L59 249L58 251H60ZM11 249H13V248H11ZM32 252H33V250H32ZM142 252H144L146 254H143L142 257H140V259L135 256V253L133 254L134 255L133 257H135L134 262H139L140 264H150L152 258H150L149 254L147 252H145V251H142ZM137 253L140 254L141 252H137ZM138 254H137V256H138ZM152 256H153V254H152ZM9 258H11L13 260L12 264H62V262L59 263L58 261H51V262L48 260L44 261V260H42V258H39V259L38 258H32V259L27 260L25 257L24 260H21L22 258L20 256V254L15 249H13V251H10V254L8 257L2 256L0 258V262L4 263ZM132 261H133V259H132ZM125 262H127V261H125Z\"/></svg>",
    "mask_w": 264,
    "mask_h": 264
},
{
    "label": "built area",
    "instance_id": "built-area-1",
    "mask_svg": "<svg viewBox=\"0 0 264 264\" xmlns=\"http://www.w3.org/2000/svg\"><path fill=\"white\" fill-rule=\"evenodd\" d=\"M159 258H161V259L158 261H153L152 264H170L168 261L163 260L162 257H159ZM176 264H187V263H176Z\"/></svg>",
    "mask_w": 264,
    "mask_h": 264
}]
</instances>
